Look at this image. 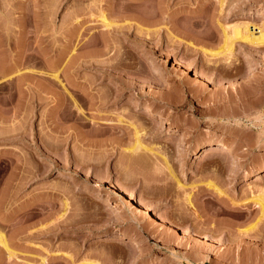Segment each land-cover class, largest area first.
Masks as SVG:
<instances>
[{"label": "rangeland", "instance_id": "374dc122", "mask_svg": "<svg viewBox=\"0 0 264 264\" xmlns=\"http://www.w3.org/2000/svg\"><path fill=\"white\" fill-rule=\"evenodd\" d=\"M237 22L264 0H0V264H264V44L214 56Z\"/></svg>", "mask_w": 264, "mask_h": 264}, {"label": "bare ground", "instance_id": "6f19581e", "mask_svg": "<svg viewBox=\"0 0 264 264\" xmlns=\"http://www.w3.org/2000/svg\"><path fill=\"white\" fill-rule=\"evenodd\" d=\"M136 1V0H135ZM103 19H104V24L105 26L109 27L112 26L114 23L108 21L106 19V16L103 15ZM232 28V32L231 34H226V41L224 46L221 48L220 52L214 54V56H219V55H224L226 57V61L229 64L231 57L233 56L234 53V47L233 44L235 42V40H245L247 43H250L252 45H263L264 44V24L262 25H257V28L259 30V32L254 33V31L251 32L250 30V26H248L247 23L244 22H237L235 25H233ZM230 28V29H231ZM254 29V28H253ZM234 57V56H233ZM227 144V143H226ZM229 144V143H228ZM231 146V145H230ZM229 147V146H228ZM226 148L224 142H219L218 146L215 147H210L209 149L207 148L204 153L207 157L211 156L212 154L214 155V153L217 152V150H222ZM230 148V149H229ZM228 149L231 150L232 148L229 147ZM235 148V147H234ZM233 150V149H232ZM227 151V150H226ZM235 151V150H234ZM221 152V151H220ZM237 153V151L235 152ZM238 156V155H237ZM238 161V160H237ZM97 177V176H96ZM95 177V178H96ZM98 179V177L96 178ZM100 179V178H99ZM115 187V186H113ZM126 190V189H125ZM121 192V191H120ZM125 192V191H124ZM127 192V191H126ZM127 194V193H126ZM133 195V194H132ZM142 198H140L139 203H141L144 206V202L143 200H141ZM138 201V200H137ZM145 201V200H144ZM140 204V205H141ZM142 208V207H141ZM149 208V207H148ZM149 210V209H148ZM140 211V210H138ZM143 211V210H141ZM144 212V211H143ZM148 214V213H147ZM159 217V216H158ZM164 219V218H163ZM163 221V220H162ZM181 230V229H180ZM184 231V230H183ZM185 233V232H184ZM212 238V237H210ZM213 240V239H212ZM211 241V240H210ZM217 241V240H216ZM215 243V240L213 242V244ZM218 243V242H217ZM0 244L5 248V250L8 252V254L12 255L13 253L11 252V250L9 249L8 243L6 242V239L3 235L0 234ZM141 250V248L139 249ZM12 257V256H11ZM10 258V257H9Z\"/></svg>", "mask_w": 264, "mask_h": 264}]
</instances>
